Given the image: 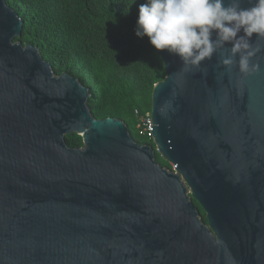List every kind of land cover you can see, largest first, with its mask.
<instances>
[{"label": "water", "instance_id": "1", "mask_svg": "<svg viewBox=\"0 0 264 264\" xmlns=\"http://www.w3.org/2000/svg\"><path fill=\"white\" fill-rule=\"evenodd\" d=\"M23 27L0 0V264H264V40L247 77L219 53L186 70L160 51L153 149L95 119L80 80L15 41Z\"/></svg>", "mask_w": 264, "mask_h": 264}, {"label": "trees", "instance_id": "2", "mask_svg": "<svg viewBox=\"0 0 264 264\" xmlns=\"http://www.w3.org/2000/svg\"><path fill=\"white\" fill-rule=\"evenodd\" d=\"M146 0H7L24 22L23 45L36 46L56 75L68 73L90 90L97 120L124 122L140 145L156 146L139 128L138 115L151 112L152 94L166 69L148 38L135 35L138 7ZM84 147L79 135L65 138ZM156 162L172 166L156 152ZM205 224L206 213L193 199Z\"/></svg>", "mask_w": 264, "mask_h": 264}, {"label": "clouds", "instance_id": "3", "mask_svg": "<svg viewBox=\"0 0 264 264\" xmlns=\"http://www.w3.org/2000/svg\"><path fill=\"white\" fill-rule=\"evenodd\" d=\"M249 3L242 8L241 0H146L138 7L135 35L146 36L158 52L178 56L186 70L219 53L224 68L236 65L241 76H251L261 70L253 58L262 48L251 38L264 40V0Z\"/></svg>", "mask_w": 264, "mask_h": 264}, {"label": "built area", "instance_id": "4", "mask_svg": "<svg viewBox=\"0 0 264 264\" xmlns=\"http://www.w3.org/2000/svg\"><path fill=\"white\" fill-rule=\"evenodd\" d=\"M152 119L151 112H147L145 115H138V121H139V128L143 135L149 136L152 138L150 134V121ZM172 171L175 170V168L172 166Z\"/></svg>", "mask_w": 264, "mask_h": 264}]
</instances>
